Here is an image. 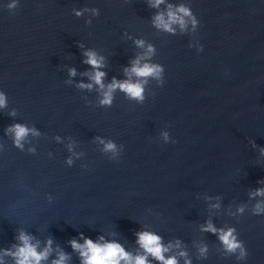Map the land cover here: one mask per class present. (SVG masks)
<instances>
[{"label":"water","instance_id":"water-1","mask_svg":"<svg viewBox=\"0 0 264 264\" xmlns=\"http://www.w3.org/2000/svg\"><path fill=\"white\" fill-rule=\"evenodd\" d=\"M191 2L202 53L188 47L189 36L157 33L143 0H21L14 13L0 9V88L17 118L44 133L36 155L20 152L2 136L11 118L0 116V245L21 226L41 240L51 234L71 251L65 242L77 231L94 238L116 226L134 247L138 220L166 240L181 237L193 256L191 241L206 240L208 259L194 264H234L212 234L196 230L207 214L196 194L219 193L225 205L250 207L248 188L264 177V157L249 143L264 146V0ZM86 4L100 9L91 25L71 13ZM125 30L156 44L163 87L150 82L142 105L119 92L110 108L96 107L94 92L85 105V94L63 83L66 66L87 67L76 41L108 57L107 79L122 77L133 54ZM165 123L174 144L156 139ZM57 133L80 141L90 170L81 161L64 165L66 150L52 140ZM96 134L124 144L118 163L91 142ZM217 216L218 224H236L250 253L247 264H264V216L233 218L224 209ZM73 264H79L75 254Z\"/></svg>","mask_w":264,"mask_h":264},{"label":"clouds","instance_id":"clouds-1","mask_svg":"<svg viewBox=\"0 0 264 264\" xmlns=\"http://www.w3.org/2000/svg\"><path fill=\"white\" fill-rule=\"evenodd\" d=\"M21 0H0V9H7L9 13L20 6ZM150 11L147 18L150 26L157 32L168 36H189L188 47L194 48L197 53L204 51V45L196 37L201 21L194 12L191 0H143ZM71 13L75 17H85V25H91L93 17L100 15L96 6L84 5L73 7ZM87 14V15H86ZM122 38L130 41L133 54L128 57L122 66V77L112 75L107 79L108 57L96 47L87 45L84 41H76L80 49V63L87 67L79 71L74 65L66 66L67 74L63 83L74 87L85 94V105L88 93H95L96 107L110 108L116 98L117 92L122 93L126 100L142 105L150 92L149 84L154 81L156 87H163L165 83V66L158 62L157 46L143 35H134L125 30ZM228 70L225 69V72ZM80 79H76L77 76ZM8 116L12 122L2 130V136L11 142L12 147L20 152L31 155L37 154V142L44 135L36 124L27 120L18 119V109L10 106L8 93L0 88V116ZM170 125L165 123L159 130L156 139L164 145L176 143L170 132ZM57 144L63 146L67 155L63 163L72 167L81 161L80 167L90 170L91 165L84 160L85 151L80 147V141L71 135L55 134L52 137ZM98 151L113 162H119L124 151V144L109 136L96 134L91 138ZM253 149H258L259 156L264 157V146L257 145L249 140ZM5 150L4 143H0V152ZM49 159L53 153H47ZM257 187L248 188L247 200L253 201L248 206L247 201L225 205L223 196L219 193H197V199H203L207 214L197 224V231L202 234H212L219 243L221 252L234 260V264H247L250 255L245 241L241 239L240 232L234 223H220L217 213L222 209L233 218L244 216H264V177L257 179ZM49 202L53 200L51 193L47 194ZM139 224L133 232L134 247H129L121 233L116 230L105 232L97 230L96 235H86L84 231L70 237L65 243L71 251L58 243L49 234L41 240L35 232L25 227L17 226L14 229L12 241L0 245V264H73V254L79 264H194L195 261H206L209 254V244L206 240H192L195 255L190 252L188 242L179 236L165 239V236L149 223L136 221Z\"/></svg>","mask_w":264,"mask_h":264}]
</instances>
